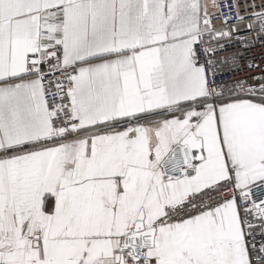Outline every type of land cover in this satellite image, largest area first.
I'll return each mask as SVG.
<instances>
[{
	"label": "crops",
	"instance_id": "crops-1",
	"mask_svg": "<svg viewBox=\"0 0 264 264\" xmlns=\"http://www.w3.org/2000/svg\"><path fill=\"white\" fill-rule=\"evenodd\" d=\"M217 0H0V264H119L143 213L157 230L149 264H249L233 203L175 226L163 209L234 170L247 188L264 181V102L231 100L203 115L196 36ZM53 22L61 23L55 31ZM48 31L63 63L77 65L70 95L83 131L162 113L127 131L69 138L51 127L27 58ZM194 132V175L163 163ZM264 186V185H262Z\"/></svg>",
	"mask_w": 264,
	"mask_h": 264
},
{
	"label": "built area",
	"instance_id": "built-area-1",
	"mask_svg": "<svg viewBox=\"0 0 264 264\" xmlns=\"http://www.w3.org/2000/svg\"><path fill=\"white\" fill-rule=\"evenodd\" d=\"M207 20V26L196 36L192 54L193 65L203 72L205 79L207 107L203 115L187 114L188 108L176 112L180 120H189L192 124L215 111L222 102H264V0H217L216 11ZM50 25L55 31L61 27L59 19L57 23L51 20ZM26 70L40 81L53 131L72 139L104 130L126 131L165 115L130 118L103 129L83 131L80 120L73 115L70 95L79 67L63 63L56 35L53 40L48 31L40 35L37 51L27 58ZM260 185L264 181L241 188L231 169L228 178L166 206L158 224L175 226L194 221L233 203L243 229L249 264H264V214L254 205L250 192ZM124 260L125 264H149L131 252Z\"/></svg>",
	"mask_w": 264,
	"mask_h": 264
},
{
	"label": "water",
	"instance_id": "water-1",
	"mask_svg": "<svg viewBox=\"0 0 264 264\" xmlns=\"http://www.w3.org/2000/svg\"><path fill=\"white\" fill-rule=\"evenodd\" d=\"M203 160V141L197 138L194 132H190L185 139L176 146L163 163V170L167 177L181 178L185 170L187 176H192L195 170L192 169L196 163ZM251 196L257 209H262L264 214V186L260 185L251 189ZM144 215L141 213L133 234L124 239L120 251V263L125 264L124 257L132 252L138 259L145 260L146 251L153 248L157 230L147 229L144 224Z\"/></svg>",
	"mask_w": 264,
	"mask_h": 264
},
{
	"label": "rangeland",
	"instance_id": "rangeland-1",
	"mask_svg": "<svg viewBox=\"0 0 264 264\" xmlns=\"http://www.w3.org/2000/svg\"><path fill=\"white\" fill-rule=\"evenodd\" d=\"M132 253V252H131ZM133 254V253H132ZM134 255V254H133ZM135 256V255H134ZM136 257V256H135Z\"/></svg>",
	"mask_w": 264,
	"mask_h": 264
}]
</instances>
